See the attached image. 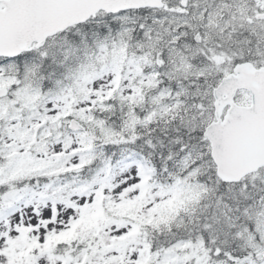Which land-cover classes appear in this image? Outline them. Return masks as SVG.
<instances>
[{
	"label": "snow or ice",
	"instance_id": "snow-or-ice-1",
	"mask_svg": "<svg viewBox=\"0 0 264 264\" xmlns=\"http://www.w3.org/2000/svg\"><path fill=\"white\" fill-rule=\"evenodd\" d=\"M0 264H264V0H0Z\"/></svg>",
	"mask_w": 264,
	"mask_h": 264
}]
</instances>
